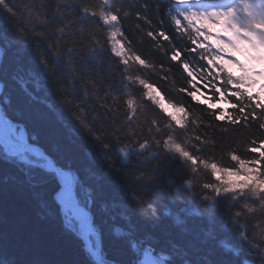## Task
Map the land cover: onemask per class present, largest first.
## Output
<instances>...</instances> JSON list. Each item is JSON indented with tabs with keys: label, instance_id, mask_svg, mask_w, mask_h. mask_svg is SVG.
Returning a JSON list of instances; mask_svg holds the SVG:
<instances>
[{
	"label": "trees",
	"instance_id": "16d2710c",
	"mask_svg": "<svg viewBox=\"0 0 264 264\" xmlns=\"http://www.w3.org/2000/svg\"><path fill=\"white\" fill-rule=\"evenodd\" d=\"M176 2L0 0L1 103L20 118L25 103L52 105L67 140H76L73 164L87 188L113 174L115 191L94 208L108 264H140L146 249L164 264H264V187L225 192L216 171L244 164L252 171L243 184L264 182V107L220 65L208 40L193 43L177 31ZM113 32L128 58L114 52ZM226 77L231 83H222ZM25 87L31 95L23 100ZM161 91L183 123L149 102ZM221 93L236 107L217 119L224 108L204 99L215 104ZM129 150L136 152L125 160ZM12 157L0 149V262L93 264L79 241L38 214L31 191L48 180L50 201L55 182L40 172L25 176L5 162ZM130 238L139 251L127 247Z\"/></svg>",
	"mask_w": 264,
	"mask_h": 264
},
{
	"label": "snow or ice",
	"instance_id": "6c2138e0",
	"mask_svg": "<svg viewBox=\"0 0 264 264\" xmlns=\"http://www.w3.org/2000/svg\"><path fill=\"white\" fill-rule=\"evenodd\" d=\"M24 94L31 95L26 87L21 94L23 100ZM33 101H36L35 97ZM23 111V118H20L17 111L0 103V131L6 142H9L10 150L16 153L5 162L16 163L25 176L30 172H40L53 180L55 184L50 201L46 188L48 180H43L40 191H31L40 210L38 214L58 222L63 234L79 241L92 257L93 264H108L109 257L104 251V238L94 208L97 198L115 191L111 184L113 174H105L104 182L94 190L87 188L73 164L79 158L74 147L76 140H67L66 126L60 124L52 105L42 102L25 103ZM80 143L86 144L83 140ZM50 145L56 147L55 152L50 150ZM85 236L91 241L90 245L85 244ZM125 243L134 251L141 248L139 240L135 238L126 239ZM144 264L149 262L145 260Z\"/></svg>",
	"mask_w": 264,
	"mask_h": 264
},
{
	"label": "clouds",
	"instance_id": "9594fccd",
	"mask_svg": "<svg viewBox=\"0 0 264 264\" xmlns=\"http://www.w3.org/2000/svg\"><path fill=\"white\" fill-rule=\"evenodd\" d=\"M59 2L65 3L67 0H59ZM77 2H79V0H77ZM182 2L188 3L189 0H182ZM83 10L85 12L91 11L87 6H84ZM36 19L39 24L47 23V20L44 17H40L38 14ZM171 21L177 31L186 35L193 43L199 38L212 40L213 43L217 44L220 43L215 41L212 36H206L205 30L232 36L239 48L245 47V42L240 39L241 35L250 38L261 54L258 63V66L261 68V76L255 78V87H253V83L251 82L252 78L248 76L247 73H244L241 79L245 82L240 84L239 87L245 89L250 95L253 91L256 92L260 97V104L257 106L264 107V0H236L234 4L224 7H213L204 10L187 9L179 15L173 12ZM71 22L72 21H67L66 24H70ZM105 22L107 23L108 21L105 20ZM58 31H63V27L58 28ZM36 34L47 38L46 33L43 31ZM48 34H51L50 31ZM224 50L233 52V55L236 54V50H233L228 45H224ZM174 58L179 59L178 56ZM219 62L227 67L229 73L241 75L240 70L229 61L220 58ZM201 75L204 74L201 73ZM222 83H231V81L226 77ZM236 98L239 100L240 96L237 95ZM145 99L147 100L149 97L146 96ZM200 99H202V97H195L193 102ZM149 102L153 104L156 110L160 112L165 119H168V113L160 107V102L168 104L174 101H170L169 97L164 92L161 91L158 96H155V98L151 99ZM204 103L212 109L219 107L224 108V112L221 113L217 119H223L224 113H227L229 107H236L235 104H232L224 98L223 93H221V99L215 104L211 103L210 99H204ZM177 111H179V109H177ZM241 111H243V109H241ZM81 123H84V121H81ZM159 130L160 129H157V131ZM157 143H159V141H157ZM141 147H143V145H141ZM237 215H239V213H237ZM262 252H264V249H262Z\"/></svg>",
	"mask_w": 264,
	"mask_h": 264
},
{
	"label": "rangeland",
	"instance_id": "374dc122",
	"mask_svg": "<svg viewBox=\"0 0 264 264\" xmlns=\"http://www.w3.org/2000/svg\"><path fill=\"white\" fill-rule=\"evenodd\" d=\"M242 41L245 42V46H250L253 44V42L251 41L250 38L246 37V38H240ZM112 43H113V48H114V52L117 55H120L121 57L128 58L129 55L126 54L122 43L120 42V40L118 39V34L117 32H113V38H112ZM250 48L248 51V57L252 60L256 57L257 54H260V52L254 48L248 47ZM248 48H245V50H248ZM0 51L2 53V58H3V49L0 46ZM151 93V92H150ZM152 94V93H151ZM154 97L156 96L155 94H152ZM161 104L166 108V110L172 115V117L175 119L176 122H180L183 123L184 119L181 115V110L179 107L173 106L172 104L168 103V104H164L163 102H161ZM177 109H179V111H177ZM0 149H2L6 154H12V155H16L15 151L10 150V146H9V142H6L2 131H0ZM136 150H129L128 152L125 153V160L128 159L129 154L132 155L133 153H135ZM244 165V164H242ZM240 167V171H236V172H226V171H217V176L220 180V186L221 189L225 192H233V193H238L239 191H242L243 188L245 186L250 185L251 188H253L252 190H260L262 187H264V182L262 181V178H258L259 179V183L258 182H254L256 181L255 179L252 180L251 182H249L247 185L243 184V181L246 180V178L248 177V174L252 171V167L250 166H242ZM148 253V252H145ZM151 256H149V260H146L149 262V264H164V260L162 257H156L154 256L151 251H150ZM143 258H146L147 256H145L144 254H142ZM142 258V259H143ZM141 259V260H142ZM140 264H144L143 261H140Z\"/></svg>",
	"mask_w": 264,
	"mask_h": 264
},
{
	"label": "water",
	"instance_id": "95a60500",
	"mask_svg": "<svg viewBox=\"0 0 264 264\" xmlns=\"http://www.w3.org/2000/svg\"><path fill=\"white\" fill-rule=\"evenodd\" d=\"M2 53H1V51H0V69H1V62H2ZM1 91H2V84H1V82H0V94H1ZM84 239H85V244H89L90 245V242H89V240L87 239V236H85L84 237Z\"/></svg>",
	"mask_w": 264,
	"mask_h": 264
},
{
	"label": "bare ground",
	"instance_id": "6f19581e",
	"mask_svg": "<svg viewBox=\"0 0 264 264\" xmlns=\"http://www.w3.org/2000/svg\"><path fill=\"white\" fill-rule=\"evenodd\" d=\"M149 258H150V257L147 256L146 258L143 259V262H144L145 260H149Z\"/></svg>",
	"mask_w": 264,
	"mask_h": 264
}]
</instances>
